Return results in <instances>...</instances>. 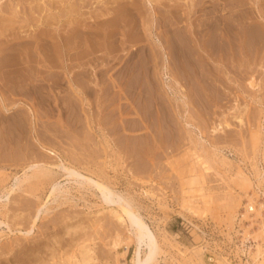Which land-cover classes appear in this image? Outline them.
Wrapping results in <instances>:
<instances>
[{
  "label": "rangeland",
  "instance_id": "374dc122",
  "mask_svg": "<svg viewBox=\"0 0 264 264\" xmlns=\"http://www.w3.org/2000/svg\"><path fill=\"white\" fill-rule=\"evenodd\" d=\"M33 1L39 6L46 0ZM164 1L156 5H171L180 15L104 19L97 30L101 34L69 32L73 25L93 24L89 12L96 3L82 15L52 16L54 22L48 13L55 10L48 11L45 25L36 12L30 22L35 17L29 16L25 4L18 7L16 18L0 12L5 17L0 27L15 30L0 32L2 43L25 37L11 49L0 50V264H69L70 253L74 264H135L137 257L144 259L147 238L137 243V231L126 218L121 223L109 214L119 206L105 204L97 190L67 179L64 166L103 181L130 202L155 238L151 264H264V0H228L224 9L221 0ZM195 5H206L217 15H183ZM22 13L29 21H23ZM11 16L10 23L16 21L10 26ZM35 35L48 46L32 45ZM43 162L55 173L53 180L67 188L63 196H49V179L38 176L22 182L24 173L31 174L28 165ZM41 207L34 222V212ZM117 234L123 240L113 250ZM84 248L91 250L94 261L84 262Z\"/></svg>",
  "mask_w": 264,
  "mask_h": 264
},
{
  "label": "bare ground",
  "instance_id": "6f19581e",
  "mask_svg": "<svg viewBox=\"0 0 264 264\" xmlns=\"http://www.w3.org/2000/svg\"><path fill=\"white\" fill-rule=\"evenodd\" d=\"M5 2V4H3L2 2H3V0H0V12H2V11H4V10H6V12H8V13H10L14 18H16V17H19L18 15L20 14H18V10H19V8L18 7H20V5L21 4H25V6L24 7H26V9H28V11H27V13L29 12V16L30 17H32L33 18V15L32 14H34V12H36L37 13V15L40 17V19H42L43 21L41 22V24H43V25H45V24H48L49 23V21H47V19L49 18V17H46L45 18V16L47 15V13H48V11L50 12L51 10H55V12L52 14V12L49 14L48 13V16H50L51 17V19H52V16H54V17H60V16H64V15H72V14H78V15H82V14H84V13H86V12H84L83 11V9L84 8H87V7H89L90 9L92 8V6H93V4H98V6H95L94 7V9L92 10V11H90L89 12V14H90V16H91V18L93 19V24H91V25H85V24H77V25H73L72 26V29L71 28H69V27H67V28H69V29H71V30H69V32H72V33H85V34H87V33H90V32H93V31H97V30H99V28L102 26L101 24H103L104 22H106V21H104L103 22V20L105 19V20H109V19H115V18H125V20H126V18H131L132 19V17L134 18H136V17H143V18H150V19H153V18H157V17H159L160 18V16H162L161 18H163V17H167V19H168V17L170 18V17H176L177 15H178V13H179V11L177 12V11H175L176 9H174L171 5H170V7H168V8H166V7H164V8H161L160 6H157L158 4L159 5H162V3H164V2H166V1H164V0H162V1H164V2H161V0H58L59 1V5L57 4V0H55L56 1V3H55V1L54 0H46V1H43L42 2V4L40 5V3L41 2H39L38 3V5L39 6H37V5H34L33 3H34V1L33 0H31V1H29V0H4ZM155 1V2H154ZM180 1V0H179ZM182 1V0H181ZM191 1V3H193L194 1H197L198 3H201L202 2V4H204L205 3V1H203V0H190ZM214 1V0H213ZM213 1H211V3L213 2ZM261 1V0H260ZM154 2V5L152 4ZM168 2H170V0L168 1ZM172 2H173V0H172ZM186 2H187V0H186ZM207 2V1H206ZM217 2H219V1H217ZM221 2H222V7H223V9L224 8H227V7H229V6H227L228 4V0H221ZM138 3L140 4H142L143 6L142 7H139V5H138ZM176 3V2H175ZM209 2H207V4H208ZM215 4H217L216 2H214ZM242 3V2H241ZM26 4L28 5V6H26ZM35 4H37V2H35ZM100 4H106V5H111V6H103L102 7V5L101 6H99ZM157 4V5H156ZM172 4V3H171ZM180 4H182V3H180ZM195 4H197L196 2H195ZM201 4V5H202ZM213 4V3H212ZM239 4V3H238ZM245 4V3H244ZM263 4V3H262ZM148 5V6H147ZM192 5H194V4H192ZM191 5V6H192ZM233 5V4H232ZM235 5V4H234ZM239 5H241V4H239ZM248 5V4H247ZM141 6V5H140ZM185 6V5H184ZM204 6H206V5H204ZM198 7L197 8V6L195 5V6H193L194 7V9H193V7L191 8H187V10H182V11H184V13H183V15L185 14L186 15V17L188 16V15H195V14H198V17H199V15L200 16H202V15H208V14H215L216 12L215 11H212V10H207L205 7ZM212 6V5H211ZM218 6H219V4H218ZM227 6V7H226ZM238 6V5H237ZM24 7H22V8H24ZM178 7V6H177ZM221 7V6H220ZM232 7V6H231ZM236 7V6H235ZM241 7V6H240ZM247 7V6H246ZM260 7H262V6H260V4H259V8ZM21 8V9H22ZM181 8V7H180ZM216 8V7H215ZM214 8V9H215ZM251 8V7H250ZM258 8V9H259ZM20 9V10H21ZM26 9L24 10V11H26ZM182 9V8H181ZM181 9H180V11H181ZM213 9V8H212ZM246 9V8H245ZM229 10V9H228ZM231 10V9H230ZM261 11H262V8L260 9ZM87 11V10H86ZM240 11V10H239ZM241 11H243V10H241ZM246 11V10H245ZM21 12V11H20ZM219 12V11H218ZM226 12V11H225ZM232 12H233V10H232ZM260 12V11H259ZM5 13V12H4ZM45 15H44V14ZM88 13V12H87ZM222 13V12H221ZM242 13H244V12H242ZM249 13V12H248ZM224 14V13H223ZM250 14V13H249ZM256 14V13H255ZM259 14H261V13H259ZM22 15H23V13H22ZM179 15H180V13H179ZM178 15V16H179ZM215 15H217V14H215ZM221 15V14H220ZM227 15V14H226ZM225 15V16H226ZM230 15H232V16H237V15H235L234 13L233 14H230ZM241 15V14H240ZM240 15H238V16H240ZM250 15H252V14H250ZM257 15V14H256ZM255 15V16H256ZM2 16V15H1ZM0 16V21H2V23H3V18H5L4 16L3 17H1ZM12 16H11V19H8V22L10 23V21L9 20H12L13 18H12ZM24 17H22L24 20L23 21H29V19H30V17H28V16H26L25 14L23 15ZM182 16V15H181ZM205 16V17H206ZM212 16V15H211ZM210 16V17H211ZM243 16H244V14H243ZM246 16V15H245ZM244 16V17H245ZM258 16V15H257ZM20 17H21V15H20ZM34 17L35 18H33L32 20L30 19V22H32V21H35L36 20V16H35V14H34ZM54 17H53V19H54ZM189 17V16H188ZM187 17V18H188ZM192 17H194V16H192ZM208 17V16H207ZM215 17V16H214ZM213 17V18H214ZM241 17H242V15H241ZM241 17H239V18H241ZM250 17V16H249ZM251 17H253V16H251ZM250 17V18H251ZM45 18V19H44ZM83 18V17H82ZM90 18V17H89ZM90 18V19H91ZM178 18V17H177ZM183 18H184V16H183ZM191 18V17H190ZM212 18V19H213ZM220 18V17H219ZM225 18V17H224ZM35 19V20H34ZM38 19V18H37ZM50 20V21H53L54 22V20ZM166 19V20H167ZM181 19H182V17H181ZM193 19V18H192ZM204 19V18H203ZM202 19V20H203ZM206 19V18H205ZM226 19V18H225ZM236 19V18H235ZM234 19V20H235ZM244 19V18H243ZM255 18H253V20H254ZM5 21L4 22H6L7 21V17H6V19H4ZM82 20V19H81ZM107 20V21H108ZM136 20V19H135ZM164 20V19H163ZM166 20H165V22H166ZM176 20H178V19H176ZM214 20V19H213ZM221 20V19H220ZM252 20V19H251ZM16 20H14V22H15ZM38 21H40V20H38ZM58 21V20H57ZM86 21H87V19H86ZM89 21V20H88ZM138 21V20H137ZM149 21V20H148ZM148 21H147V24H149L148 23ZM168 21V20H167ZM185 21V20H184ZM228 21H230V20H228ZM242 21V20H241ZM259 21V20H258ZM13 22V23H14ZM18 22V21H17ZM37 22V21H36ZM53 22H52V24H53ZM78 22V21H77ZM203 22V21H202ZM233 22V21H232ZM11 23H12V21H11ZM7 24V23H5V24H7V25H12V24ZM22 22H20V24H21ZM24 23V22H23ZM39 23V22H38ZM37 23V24H38ZM45 23V24H44ZM89 23H91V22H89ZM119 22H117V24H118ZM158 23V22H157ZM224 23H226L225 21H224ZM237 23V22H236ZM235 23V24H236ZM241 23V22H240ZM247 23V22H246ZM262 23V22H261ZM33 24V23H32ZM31 24V25H32ZM52 24H50V25H52ZM63 24V23H62ZM71 24V23H70ZM75 24V23H74ZM116 24V25H117ZM137 24V23H136ZM156 24V23H155ZM174 24V23H173ZM203 24V23H202ZM209 24H210V21H209ZM222 24H223V22H222ZM238 24H239V22H238ZM245 24V23H244ZM263 24V23H262ZM35 25V24H34ZM55 25V24H54ZM101 25V26H100ZM109 25V24H108ZM121 25V24H120ZM135 25V24H134ZM167 25V24H166ZM201 25V24H200ZM206 25H207V22H206ZM224 25V24H223ZM225 25H227V24H225ZM241 25V24H240ZM248 25H249V23H248ZM0 26H3V25H1V23H0ZM26 26V25H25ZM66 26V25H65ZM100 26V27H99ZM113 26V25H112ZM126 26H127V24H126ZM157 26V25H156ZM161 26V25H160ZM184 26V25H183ZM196 26V25H195ZM194 26V27H195ZM210 26V25H209ZM216 26V25H215ZM231 26H232V24H231ZM238 26V25H237ZM245 26V25H244ZM5 27H7L8 28V26H5ZM22 27H24L23 25H22ZM21 27V28H22ZM42 27V26H41ZM116 27V26H115ZM135 27V26H134ZM141 27V26H140ZM148 27V26H147ZM164 27V26H163ZM168 27V26H167ZM170 27V26H169ZM204 27V26H203ZM218 27V26H217ZM226 27V26H225ZM228 27V26H227ZM233 27V26H232ZM243 27V26H242ZM241 27V28H242ZM262 27V26H261ZM107 28H108V26H107ZM161 28V27H160ZM173 28H174V26H173ZM182 28V27H181ZM180 28V29H181ZM196 28V27H195ZM198 28V27H197ZM216 28V27H215ZM223 28V27H222ZM13 31H15L13 28H11ZM24 29V28H23ZM30 29V28H29ZM106 29V28H105ZM154 29V28H153ZM170 29V28H169ZM177 30V28H174V30ZM180 29H179V32H181L180 31ZM216 29H218V28H216ZM219 29H221V27L219 28ZM243 29V28H242ZM258 29V28H257ZM4 30H6V31H9V32H11L12 33V30H8V29H3V28H1L0 27V32H2L3 33V31ZM20 30V29H19ZM39 30V29H38ZM37 30V31H38ZM42 30V29H41ZM158 30V29H157ZM173 30V29H172ZM201 30V29H200ZM199 30V33L201 32ZM208 30H210L209 29V27H208ZM212 30V29H211ZM228 30V29H227ZM233 30V29H232ZM22 31V30H21ZM25 31V30H24ZM36 31V32H37ZM60 31V30H59ZM58 31V32H59ZM125 31V30H124ZM131 31V30H130ZM133 31V30H132ZM160 31H162V30H160ZM166 31H168L167 29H166ZM169 31H171V30H169ZM207 31V30H206ZM219 31V30H218ZM255 31V30H254ZM9 32H6V33H9ZM98 32V31H97ZM96 32V33H97ZM105 32V31H104ZM158 32V31H157ZM163 32V31H162ZM173 32H175L176 33V31H173ZM196 32V31H195ZM213 32V31H212ZM217 32V31H216ZM240 32V31H239ZM247 32V31H246ZM249 32V31H248ZM6 33L4 34V35H6ZM10 33V34H11ZM14 33V32H13ZM29 33V32H28ZM98 33H100V32H98ZM137 33H139L138 32V30H137ZM140 33H141V31H140ZM158 33H160V32H158ZM169 33V32H168ZM182 33V32H181ZM185 33V32H184ZM206 33V32H205ZM220 33V32H219ZM224 33V32H223ZM227 33H229V32H227ZM259 33V32H258ZM10 34H8V35H10ZM95 34V33H94ZM101 34V33H100ZM104 34V33H103ZM113 34V33H112ZM116 34V33H115ZM120 34V33H119ZM129 34H130V32H129ZM134 34H136V33H134ZM142 34V33H141ZM141 34L139 35V36H141ZM160 34H162V33H160ZM167 34V33H166ZM187 34V33H186ZM216 34V33H215ZM225 34V33H224ZM111 35V34H110ZM132 35V34H131ZM143 35V34H142ZM158 35V34H157ZM180 35V34H179ZM212 35H214V34H212ZM253 35V34H252ZM262 35H264V34H262ZM12 36V35H11ZM53 36V35H52ZM73 36V35H72ZM95 36V35H94ZM104 36V35H103ZM102 36V37H103ZM113 36V35H112ZM135 36V35H134ZM162 36V35H161ZM160 36V37H161ZM187 36H189L188 34H187ZM219 36V35H218ZM230 36V35H229ZM235 36V35H234ZM32 37V36H31ZM34 38V42L32 43V45L34 44L36 47H41V46H43V43H44V41L46 40V39H44V41H41L40 42V40H36V35L35 36H33ZM74 37V36H73ZM80 37V36H79ZM101 37V38H102ZM111 37V36H110ZM117 36H115V38H116ZM129 37V36H128ZM173 37V36H172ZM184 37H185V35H184ZM248 37V36H247ZM264 37V36H263ZM1 38V37H0ZM25 37H20V39H19V36L18 37H14L12 40L10 39V41L8 42H5V43H2V39H0V50H2L3 51V49L5 50L6 48H7V50H8V47H9V49H11V47L12 46H14V43H16V41L19 39V40H23ZM64 38H65V36H64ZM70 38V37H69ZM90 38V37H89ZM134 38V37H133ZM136 38V37H135ZM144 38V37H143ZM177 38V37H176ZM208 38H209V36H208ZM212 38V37H211ZM221 38V37H220ZM223 38V37H222ZM237 38V37H236ZM43 38H41V40H42ZM68 39V38H67ZM92 39V38H91ZM106 39V38H105ZM119 39H120V37H119ZM160 39V38H159ZM162 39H164V38H162ZM182 39V38H181ZM180 39V40H181ZM184 39V38H183ZM217 39V38H216ZM230 39V38H229ZM233 39H235V37L233 38ZM261 39H263V38H261ZM5 40V39H4ZM26 40V39H25ZM73 40V39H72ZM75 40V39H74ZM88 40H90V39H88ZM129 40V39H128ZM133 40V39H132ZM187 40V39H186ZM213 40V39H212ZM224 40V39H223ZM231 40V39H230ZM238 40V39H237ZM68 41H70V40H68ZM83 41V40H82ZM103 41V40H102ZM140 41H142V40H140ZM166 41V40H165ZM174 41V40H173ZM255 41V40H254ZM258 41H259V39H258ZM21 42V41H20ZM24 42V41H23ZM28 42H30V41H28ZM46 43H48L47 41H45ZM125 42V41H124ZM162 42V41H161ZM177 42V41H176ZM184 41H182L181 40V43H183ZM191 42V41H190ZM253 42V41H252ZM82 43V42H81ZM83 43H84V41H83ZM93 43V42H92ZM97 43V42H96ZM101 43V42H100ZM112 43V42H111ZM158 43V42H157ZM209 43V42H208ZM216 43V42H215ZM219 43V42H218ZM250 43H251V41H250ZM254 43V42H253ZM18 44V43H17ZM20 44V43H19ZM29 44H31V42L29 43ZM70 44V43H69ZM113 44V43H112ZM130 44V43H129ZM144 44V43H143ZM186 44V43H185ZM196 44V43H195ZM199 44V43H198ZM16 45V44H15ZM26 45V44H25ZM46 45V44H45ZM45 45L43 46L44 48H45ZM84 45V44H83ZM115 45V44H114ZM146 45V44H145ZM164 45V44H163ZM180 45V44H179ZM17 46H19V45H17ZM46 46H48V45H46ZM68 46V45H67ZM93 46H95V45H93ZM101 46V45H100ZM119 46V45H118ZM167 46V45H166ZM173 46V45H172ZM182 46H183V44H182ZM190 46V45H189ZM203 46H205V45H203ZM211 46V45H210ZM221 46V45H220ZM219 46V47H220ZM245 46V45H244ZM34 47V46H33ZM79 47V46H78ZM77 47V48H78ZM80 47H82V46H80ZM112 47H114V46H112ZM142 47V46H141ZM146 47H148V46H146ZM156 47H160V48H162L163 46H162V44H159L158 43V45L156 46ZM180 47V46H179ZM185 47V46H184ZM207 47V46H206ZM218 47V48H219ZM250 47H251V45H250ZM76 48V49H77ZM98 48V47H97ZM117 48V47H116ZM152 48V47H151ZM160 48H159V51H161L160 50ZM168 48V47H167ZM217 48V49H218ZM241 48V47H240ZM15 49V48H14ZM13 49V50H14ZM31 49V48H30ZM96 49V48H95ZM94 49V50H95ZM99 49V48H98ZM113 49V48H112ZM119 49V48H118ZM127 49V48H126ZM226 49V48H225ZM29 50V49H28ZM33 50V49H32ZM84 50V49H83ZM82 50V51H83ZM89 49H87V51H88ZM97 50V49H96ZM103 50H104V48H103ZM114 50V49H113ZM141 50H142V48H140V52H141ZM156 50V49H155ZM169 50V49H168ZM171 50V49H170ZM219 50V49H218ZM218 50H216V51H218ZM221 50V49H220ZM242 50V49H241ZM6 51V50H5ZM29 51H31V50H29ZM52 51V50H51ZM92 51V50H91ZM130 51V50H129ZM135 51V50H134ZM175 51V50H174ZM181 51H182V49H181ZM180 51V52H181ZM190 51V50H189ZM209 51V50H208ZM4 52V51H3ZM76 52V51H75ZM84 52V51H83ZM98 52V51H97ZM162 52H163V50H162ZM168 52V51H167ZM172 52V51H171ZM185 52L187 53V51L185 50ZM198 52V51H197ZM9 53V52H8ZM13 53V52H12ZM16 53H17V51H16ZM32 53V52H31ZM77 53V52H76ZM88 53V52H87ZM110 53V52H109ZM118 53V52H117ZM185 53V54H186ZM194 53V52H193ZM195 53H196V51H195ZM194 53V54H195ZM3 54V53H2ZM7 54V53H6ZM10 54H11V50H10ZM29 54V53H28ZM32 54H34V53H32ZM48 54V53H47ZM66 54H68V53H66ZM72 55H74L73 53H71ZM79 54V53H78ZM90 54V53H89ZM124 54V53H123ZM137 54H138V52H137ZM145 54V53H144ZM163 54V53H162ZM183 54H184V52H183ZM49 55V54H48ZM50 55H51V53H50ZM49 55V56H50ZM99 55V54H98ZM98 55H95V56H98ZM128 55V54H127ZM143 55V54H142ZM186 55H189V54H186ZM185 55V56H186ZM191 55V54H190ZM189 55V56H190ZM13 56H15V55H13ZM75 56H76V54H75ZM79 56H80V54H79ZM100 56V55H99ZM98 56V57H99ZM103 56V55H102ZM101 56V57H102ZM110 56V55H109ZM112 56H113V54H112ZM122 56V55H121ZM193 56V55H192ZM196 56V55H195ZM198 56H201V54L200 55H198ZM219 56V55H218ZM217 56V57H218ZM6 57H7V55H6ZM16 57H17V55H16ZM24 57V56H23ZM32 57V56H31ZM36 57V56H35ZM53 57V56H52ZM56 57V56H55ZM68 57V56H67ZM66 57V58H67ZM93 57V56H92ZM106 56H104V58H105ZM118 57V56H117ZM134 57V56H133ZM147 57V56H146ZM150 57V56H149ZM158 57V56H157ZM177 57V56H176ZM175 57V58H176ZM203 57V56H202ZM212 57V56H211ZM97 58V57H96ZM142 58V57H141ZM169 58H171V57H169ZM174 58V57H173ZM186 58H188V57H186ZM192 58V57H191ZM197 58V57H196ZM199 58H201V57H199ZM10 59V58H9ZM19 59H20V57H19ZM50 59V58H49ZM73 59V58H72ZM89 59H90V57H89ZM128 59V58H127ZM145 59H147V58H145ZM144 59V60H145ZM160 59V58H159ZM163 59V58H162ZM172 59V58H171ZM184 59V58H183ZM194 59V58H193ZM220 59V58H219ZM17 60V59H16ZM31 60H33V59H31ZM71 60V59H70ZM74 60H76V59H74ZM106 60V59H105ZM117 60V59H116ZM126 60V59H125ZM174 60V59H173ZM191 60V59H190ZM198 60V59H197ZM203 60V59H202ZM205 60V59H204ZM4 61H5V59H4ZM3 61V63H2V65L5 63ZM18 61V60H17ZM40 61H42L41 59H40ZM57 61V60H56ZM83 61H85V60H82V63L84 64V62ZM94 61H96V60H94ZM135 61V60H134ZM138 61V60H137ZM140 61V60H139ZM155 61V60H154ZM158 61V60H157ZM170 61V60H169ZM178 61H179V59H178ZM191 61H193V60H191ZM199 61V60H198ZM222 61H224V60H222ZM2 62V61H1ZM9 62V61H8ZM31 62V61H30ZM36 62V61H35ZM51 62V61H50ZM70 62V61H69ZM80 62V61H79ZM87 62V61H86ZM118 62V61H117ZM158 62H162V61H158ZM182 62H183V60H182ZM187 62V61H186ZM90 63V62H89ZM92 63H93V61H92ZM100 63V62H99ZM115 63V62H114ZM132 63V62H131ZM151 63V62H150ZM170 63H172V62H170ZM169 63V64H170ZM188 63V62H187ZM201 63H203L202 61H201ZM207 63V62H206ZM19 65H20V67H21V62H19L18 63ZM18 64H17V66H18ZM75 64V63H74ZM127 64V63H126ZM139 64V63H138ZM140 64H142V63H140ZM155 64V63H154ZM177 64V63H176ZM193 64V63H192ZM198 64V63H197ZM1 65V64H0ZM5 65V64H4ZM9 65V64H8ZM11 65V64H10ZM30 65V64H29ZM28 65V66H29ZM56 65V64H55ZM69 65H71V64H69ZM73 65V64H72ZM76 65H77V63H76ZM81 65V64H80ZM95 65V64H94ZM113 65V64H112ZM135 65V64H134ZM144 65V64H143ZM201 65H203V64H201ZM205 65V64H204ZM7 66V65H6ZM24 66V65H23ZM22 66V67H23ZM32 66H33V63H32ZM35 66V65H34ZM42 66H45V65H42ZM54 66V65H53ZM89 66V65H88ZM110 66V65H109ZM115 66V65H114ZM136 66V65H135ZM139 66V65H138ZM150 66V65H149ZM156 66V65H155ZM154 66V67H155ZM191 66V65H190ZM11 67H13V66H11ZM31 67V66H30ZM46 67V66H45ZM44 67V68H45ZM68 67V66H67ZM71 67V66H70ZM74 67V66H73ZM79 67V66H78ZM111 67H113V66H111ZM126 67H128V66H126ZM132 67H134V66H132ZM137 67V66H136ZM171 67V66H170ZM216 67V66H215ZM218 67V66H217ZM3 69H4V67H2ZM9 68V67H8ZM40 68V67H39ZM59 68V67H58ZM95 68V67H94ZM135 68V67H134ZM176 68H177V66H176ZM199 68V67H198ZM204 68V67H203ZM206 68V67H205ZM3 69H1V70H3ZM15 69V68H14ZM23 69V68H22ZM42 69V68H41ZM40 69V70H41ZM62 69V68H61ZM78 69V68H77ZM80 69V68H79ZM103 69V68H102ZM121 69V68H120ZM124 69H126V68H124ZM133 69V68H132ZM132 69H131V71H132ZM146 69L148 70V67H146ZM164 69V68H163ZM179 69V68H178ZM181 69V68H180ZM215 70H216V68H214ZM218 69V68H217ZM18 70V69H17ZM31 70H32V68H31ZM37 70V69H36ZM45 70V69H44ZM123 70V69H122ZM130 70V69H129ZM171 70V69H170ZM188 70H189V68H188ZM207 70V69H206ZM4 71V70H3ZM2 71V72H3ZM9 71V70H8ZM11 71V70H10ZM16 71V70H15ZM14 71V72H15ZM77 71V70H76ZM82 71V70H81ZM86 71V70H85ZM100 71V70H99ZM104 71H105V69H104ZM135 71V70H134ZM145 71V70H144ZM149 71V70H148ZM152 71V70H151ZM156 71V70H155ZM13 72V71H12ZM18 72V71H17ZM35 72V71H34ZM42 72V71H41ZM40 72V73H41ZM50 72V71H49ZM127 72V71H126ZM139 72H141V70L139 71ZM143 72V71H142ZM191 72V71H190ZM195 72V71H194ZM197 72V71H196ZM203 72V69H202V71H201V73ZM208 72V71H207ZM222 72V71H221ZM19 73H20V71H19ZM18 73V74H19ZM25 73H27V71L25 72ZM39 73V72H38ZM72 73V72H71ZM101 73V72H100ZM118 73V72H117ZM125 73V72H124ZM147 73V72H146ZM145 73V74H146ZM169 74H170V72H168ZM172 73V72H171ZM185 73V72H184ZM187 73V72H186ZM205 73H206V71H205ZM210 73V72H209ZM9 74H11V73H9ZM17 74V75H18ZM37 74V73H36ZM42 74V73H41ZM47 74H50V73H47ZM54 74V73H53ZM58 74V73H57ZM72 74H74V73H72ZM102 74V73H101ZM104 74H105V72H104ZM121 74V73H120ZM173 74V73H172ZM215 74V73H214ZM217 74V73H216ZM23 75V74H22ZM60 75V74H59ZM76 75V74H75ZM119 75V74H118ZM117 75V76H118ZM147 75V74H146ZM157 75V74H156ZM182 75V74H181ZM191 75V74H190ZM208 75H210V74H208ZM9 76V75H8ZM8 76H6V78H8ZM18 76H20V75H18ZM26 76V75H25ZM46 76V75H45ZM58 76V75H57ZM123 76V75H122ZM128 76V75H127ZM130 76V75H129ZM144 76V75H143ZM142 76V77H143ZM185 76V75H184ZM189 76V75H188ZM215 76V75H214ZM0 77H1V74H0ZM36 77V76H35ZM39 78L40 77H44V76H38ZM78 77V76H77ZM131 77H132V75H131ZM141 77V76H140ZM150 77V76H149ZM171 77V76H170ZM210 77V76H209ZM218 77V76H217ZM2 78V77H1ZM9 78H10V76H9ZM12 78V77H11ZM51 78V77H50ZM49 78V79H50ZM54 78V77H53ZM53 78H51L52 80H53ZM59 78V77H58ZM64 78V77H63ZM72 78H73V76H72ZM118 78H120V76L118 77ZM129 78V77H128ZM199 78V77H198ZM28 78H26V80H27ZM41 79V78H40ZM42 79H45V78H42ZM57 79V78H56ZM130 79V78H129ZM132 79V78H131ZM134 79V78H133ZM143 79V78H142ZM172 79V78H171ZM197 79V78H196ZM208 79V78H207ZM11 80H13V79H11ZM15 80V79H14ZM34 80V79H33ZM60 80V79H59ZM83 80V79H82ZM128 80V79H127ZM152 80V79H151ZM175 80V79H174ZM189 80H190V78H189ZM205 80H206V77H205ZM2 81H4L3 79H2ZM8 81V80H7ZM17 82H18V80H16ZM22 81H23V79H22ZM25 81V80H24ZM29 81V80H28ZM36 81V80H35ZM58 81V80H57ZM76 81V80H75ZM79 81H80V79H79ZM78 81V82H79ZM130 81V80H129ZM148 81V80H147ZM27 82V81H26ZM25 82V83H26ZM39 82V81H38ZM49 82H51V80L49 81ZM77 82V83H78ZM132 82V81H131ZM138 82V81H137ZM136 82V83H137ZM142 82H143V80H142ZM146 82V81H145ZM207 82V81H206ZM29 83V82H28ZM32 83V82H31ZM54 83V82H53ZM55 83H57V82H55ZM61 83V82H60ZM133 83V82H132ZM150 83V82H149ZM192 83V82H191ZM257 83V82H256ZM5 84V83H4ZM17 84V83H16ZM30 84V83H29ZM29 84H28V86H29ZM36 84H38V83H36ZM52 84V83H51ZM135 84V83H134ZM146 84V83H145ZM190 84V83H189ZM205 84V83H204ZM5 85H7V84H5ZM26 85V84H25ZM31 85V84H30ZM50 85V84H49ZM83 85H84V83H83ZM147 85H148V83H147ZM250 85L252 86V80H251V82H250ZM250 85H248V86H250ZM8 86V85H7ZM20 86H22V84L20 85ZM24 86V85H23ZM46 86V85H45ZM61 86V85H60ZM81 86V85H80ZM85 86V85H84ZM89 86V85H88ZM87 86V87H88ZM135 86V85H134ZM142 86V85H141ZM150 86V85H149ZM250 86V87H251ZM1 87V86H0ZM33 87V86H32ZM137 87V86H136ZM135 87V88H136ZM194 87H195V85H194ZM200 86H198V88H199ZM4 88V87H3ZM8 88V87H7ZM14 88V87H13ZM12 88V89H13ZM31 88V87H30ZM35 88V87H34ZM90 88V87H89ZM108 88V87H107ZM147 88V87H146ZM150 88V87H149ZM16 89V88H15ZM21 89V88H20ZM19 89V90H20ZM36 89H37V85H36ZM36 89H35V91H36ZM41 89V88H40ZM49 89V88H48ZM47 89V90H48ZM84 89V88H83ZM85 89H86V86H85ZM8 90V89H7ZM17 90V89H16ZM24 90V89H23ZM29 90V89H28ZM27 90V91H28ZM30 90H32V89H30ZM34 90V89H33ZM39 90V89H38ZM37 90V91H38ZM107 90H109V89H107ZM121 90V89H120ZM132 90V88L130 89V91ZM3 90H0V92H2ZM10 91V90H9ZM26 91V92H27ZM79 91V90H78ZM87 91V90H86ZM139 92H140V90H138ZM137 91V92H138ZM144 91V90H143ZM143 91H142V93H143ZM151 91V90H150ZM4 92V91H3ZM13 92H15V91H13ZM12 92V93H13ZM20 92V91H19ZM32 92H34V91H32ZM48 92V91H47ZM96 92V91H95ZM104 92V91H103ZM109 92V91H108ZM119 92V91H118ZM138 92V93H139ZM18 93V92H17ZM23 93H25V92H23ZM86 93V92H85ZM106 93V92H105ZM104 93V94H105ZM120 93V92H119ZM127 93V92H126ZM144 93H146V92H144ZM1 94V93H0ZM5 94V93H4ZM3 94V95H4ZM19 94V93H18ZM17 94V95H18ZM22 94V93H21ZM28 95H30L31 93H27ZM34 95H35V93H33ZM44 94V93H43ZM75 94V93H74ZM107 94V93H106ZM111 94V93H110ZM132 94V93H131ZM38 95V94H37ZM139 95H141V94H139ZM145 95V94H144ZM22 96H24L23 94H22ZM26 96V95H25ZM109 96V95H108ZM110 97V96H109ZM138 97V96H137ZM146 97H148V96H146ZM151 97V96H150ZM25 98H27V97H25ZM29 98V97H28ZM33 98V97H32ZM143 98V97H142ZM161 98V97H160ZM163 98V97H162ZM74 99V98H73ZM134 99H136V98H134ZM69 101V100H68ZM72 101H74V100H72ZM154 101V100H153ZM152 101V102H153ZM70 102V101H69ZM75 102V101H74ZM136 102V101H135ZM134 102V103H135ZM159 102V101H158ZM9 103V102H8ZM71 103V102H70ZM145 103V102H144ZM150 103V102H149ZM72 104V103H71ZM147 104V103H146ZM70 105V104H69ZM150 105V104H149ZM165 105V104H164ZM163 105V106H164ZM7 106V105H6ZM75 106V105H74ZM151 106V105H150ZM143 107V106H142ZM152 107V106H151ZM235 107V106H234ZM73 108V107H72ZM78 108V107H77ZM76 108V109H77ZM74 109V108H73ZM75 109V110H76ZM136 109V108H135ZM232 109V108H231ZM72 110V109H71ZM78 111V110H77ZM232 111V110H231ZM136 112V111H135ZM149 112V111H148ZM147 113V112H146ZM156 113V112H155ZM163 113V112H162ZM152 114V113H151ZM150 114V115H151ZM1 115V114H0ZM144 115V114H143ZM157 115V114H156ZM163 115H164V113H163ZM163 115H162V117H163ZM8 116V115H7ZM147 116V115H146ZM3 117V116H2ZM11 117V116H10ZM143 117V116H142ZM145 117V116H144ZM157 117V116H156ZM159 117V116H158ZM5 118V117H4ZM146 118V117H145ZM7 119H8V117H7ZM157 119V118H156ZM10 120V119H9ZM14 120V119H13ZM158 120V119H157ZM156 120V121H157ZM163 120H165V119H163ZM1 121V120H0ZM4 121V120H3ZM14 122V121H13ZM149 122H150V120H149ZM159 122V121H158ZM15 123V122H14ZM140 123V122H139ZM167 123V122H166ZM2 124H3V122H2ZM13 124V123H12ZM12 124H11V126H12ZM17 124V123H16ZM16 124L14 125V126H16ZM225 124V123H224ZM10 125V124H9ZM139 125H141V124H139ZM149 125H150V123H149ZM162 125V124H161ZM13 126V127H14ZM20 126V125H19ZM153 126V125H152ZM241 126V125H240ZM154 127V126H153ZM9 128V127H8ZM150 128V127H149ZM148 128V129H149ZM20 129V128H19ZM9 130H10V128H9ZM160 131V130H159ZM158 132V131H157ZM146 151V150H145ZM41 159V158H40ZM33 162V161H32ZM45 162V161H44ZM44 162H43V164H44ZM48 162V161H47ZM43 164H31V165H28V167H27V171L26 172H28V170H30L31 171V174H26V173H24V177H23V180H22V182H25V181H27V180H30V179H32L33 180V178H36V177H38V176H40V179L41 180H43V181H47V179H49V181L50 182H52L51 183V190H50V192H51V194L49 195L50 197H52V196H56V195H58V194H62L61 196H63V194H65L67 191H66V189H65V187L64 186H62V185H60V183L59 182H55V180H53V170L51 169V167H49V165H47L46 163L43 165ZM57 167V168H60V165H52V167ZM63 173H64V175H65V177L67 178V179H70V180H74L73 182H75V183H77L80 187H84V188H92L93 190H97L98 191V193L100 194V198H101V200L105 203V204H107V205H114V204H117L118 206H119V211H117V210H114V209H110L109 210V214L111 215H113L114 216V218L118 221V222H124L125 221V218H126V221L128 222V225L130 226V228L131 229H133L134 230V232L135 231H137V233L135 234L136 236H137V238H138V242L137 243H140L141 241H143V238H145V240H146V238H147V242H146V246H147V248H148V251H147V253H145L144 254V259H141V258H138L137 257V260L135 261V264H151V262L153 261V259H154V256H155V254H156V243H155V238L153 237V235H151L150 233H149V231H148V229H147V227L144 225V223L142 222V220H141V218L139 217V215L134 211V209L132 208V206H131V204H130V202L128 203V200L126 201L125 200V198L124 199H122L121 198V196L120 195H118V197H117V195L114 193V191L108 186V185H106V183H104L103 181H101V180H99V179H94V178H92L91 176H87V175H84V174H82L78 169H76V168H74V167H71V166H64L63 167ZM55 174V173H54ZM53 175V176H52ZM241 177L243 176V175H240ZM39 178V177H38ZM60 178V177H59ZM38 180V179H37ZM242 180L245 182V181H247L246 180V178L243 176L242 177ZM34 181V180H33ZM48 181V182H49ZM21 181H20V183H22ZM28 182V181H27ZM69 182V181H68ZM35 187H36V185H35ZM44 187V186H43ZM37 188V187H36ZM11 189V192L14 190V189H12V188H10ZM10 192V191H9ZM9 192H8V194H9ZM29 193V192H28ZM34 193V192H33ZM114 195H115V197H114ZM116 197H117V199H119V200H116ZM53 198H55L56 199V197H53ZM3 204V203H2ZM47 204V203H46ZM40 207V206H39ZM43 208H46L45 206H43ZM40 209V210H39ZM41 209H42V207L41 208H36V212H34V213H37V215H36V218L34 219V222L39 218V212L41 211ZM44 212H45V209H44ZM14 215V214H13ZM12 215V216H13ZM35 215V214H34ZM17 216V215H16ZM8 217V216H7ZM18 217V216H17ZM34 218V217H33ZM32 218V219H33ZM20 219V218H19ZM18 219V220H19ZM30 219H31V217H30ZM17 222V221H16ZM96 222V221H95ZM19 223V222H18ZM17 223V224H18ZM33 225V224H32ZM17 226V225H16ZM77 226H79V225H77ZM15 227V226H14ZM67 227V226H66ZM17 229V228H16ZM12 230V229H11ZM13 230H14V228H13ZM30 231H27V232H25L26 234H28ZM69 233V232H68ZM85 235V234H84ZM118 235V234H117ZM263 236H264V233L262 234ZM262 236V237H263ZM80 238V237H79ZM88 238V237H87ZM52 240V239H51ZM123 240V239H122ZM122 240H121V238H120V236L118 235V236H115V238L113 239V241H112V243H111V248H113V250L114 249H116L117 247H119V245L121 244V242H122ZM82 241V240H81ZM84 241V240H83ZM77 242H78V240H77ZM87 242V241H86ZM125 243V242H124ZM127 244V243H126ZM73 247H74V245H73ZM260 246H259V244L258 245H256V247L255 248H259ZM68 250V249H67ZM70 250H72V249H70ZM69 251V250H68ZM77 251V250H76ZM258 251H259V249H258ZM79 254V253H78ZM121 256V255H120ZM83 260H84V262H86V263H88V262H92V261H94L95 260V258H94V256L92 257V255H91V250L90 249H86V248H84V253H83ZM74 259H75V256H74V254L72 253H70L69 254V257H68V263L69 264H74ZM117 260V259H116ZM221 262V261H220ZM220 262L219 263H216V264H220ZM223 262H224V260H223ZM222 263V262H221ZM229 263V262H228ZM224 264V263H223ZM226 264H227V261H226Z\"/></svg>",
  "mask_w": 264,
  "mask_h": 264
},
{
  "label": "built area",
  "instance_id": "2783aa9c",
  "mask_svg": "<svg viewBox=\"0 0 264 264\" xmlns=\"http://www.w3.org/2000/svg\"><path fill=\"white\" fill-rule=\"evenodd\" d=\"M249 210H250V211H252V209H251V208H249Z\"/></svg>",
  "mask_w": 264,
  "mask_h": 264
}]
</instances>
